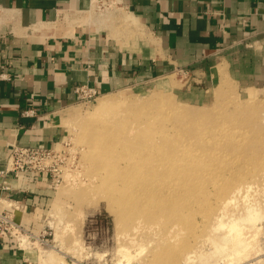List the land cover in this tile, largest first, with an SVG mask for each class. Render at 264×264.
<instances>
[{
    "label": "rangeland",
    "instance_id": "obj_1",
    "mask_svg": "<svg viewBox=\"0 0 264 264\" xmlns=\"http://www.w3.org/2000/svg\"><path fill=\"white\" fill-rule=\"evenodd\" d=\"M117 10L91 13L116 36L146 35ZM219 73L177 71L60 112L63 133L45 159L54 183L44 228L23 243L36 246L39 264H214L231 248L194 230L216 236L219 216L254 212L264 231V83ZM104 156L122 167L112 178L97 172ZM132 165L140 176L129 177Z\"/></svg>",
    "mask_w": 264,
    "mask_h": 264
},
{
    "label": "crops",
    "instance_id": "obj_2",
    "mask_svg": "<svg viewBox=\"0 0 264 264\" xmlns=\"http://www.w3.org/2000/svg\"><path fill=\"white\" fill-rule=\"evenodd\" d=\"M124 9L146 35H114L89 0H0V208H20L28 241L39 240L54 181L7 163L14 146L58 143L77 85L143 88L177 71L264 83V0H125ZM21 241L0 242V264H39L36 246Z\"/></svg>",
    "mask_w": 264,
    "mask_h": 264
},
{
    "label": "bare ground",
    "instance_id": "obj_3",
    "mask_svg": "<svg viewBox=\"0 0 264 264\" xmlns=\"http://www.w3.org/2000/svg\"><path fill=\"white\" fill-rule=\"evenodd\" d=\"M116 11H118V10H116ZM126 12H129V11H126ZM110 101L111 100L106 99V100H103L102 103L109 105ZM136 157H138V156H136ZM101 159L102 160L100 161L101 163L98 165L97 172H100L101 175L104 174L103 178H112L116 174L120 173V171L122 170V167H120V165H119V161H108L109 160L108 156H104ZM178 161H179V159H178ZM102 162H103V164H102ZM126 163L128 164V162H126ZM131 167L132 168L129 167L130 170L128 169L129 170L128 174L129 175L131 174L132 176L128 175L129 177L135 178L137 175H139V176L141 175V173L136 172V166L132 165ZM150 200H152V198H148L149 205H150ZM151 203L154 204V206H156V200H153ZM57 204H59V203H57ZM52 209H54V208H52ZM249 212L251 213V211H249ZM247 214H249V213H247ZM255 214L256 213L253 212L249 216L246 215L245 217H247V219L244 218L245 214H243V217H238V218L231 217L230 219L229 218L225 219L223 216H221L224 218L223 219L219 216L218 219H216L212 224H215V226L218 225V226L222 227V228H220L222 232L220 231L218 226L215 228V226L211 225V226H213V229L215 228L213 230L214 234L217 233L216 231L219 230L216 236L215 235L214 236H208V237L203 239L202 236L201 237H200V235L197 236L198 233L195 232V230H194V232L190 231V232H193L191 234V237H193L194 239L199 238L198 240L200 242L204 241L206 244H207V242L205 240H210L212 243L217 242L218 248H219L218 243H220V245H223V246L225 245V247H222L223 249L227 248L226 245H228L231 248L228 251L225 250L226 253L224 251H222V249H221V253L216 255V256H218V257H216L217 258L216 262H215V260L213 261L214 264H254L264 254V251H263L264 249L261 247V242L264 241V239L261 237V235L264 234V231L262 233L260 232V231H262L261 229H263V228H261L262 224L260 227L258 225H256L258 222L253 224V222H254L253 218H255L257 215V214L255 215ZM263 217H261V218H263ZM256 219L259 220V216ZM217 220H220V221H218V224H217ZM226 220H228V222ZM248 222H251V223L248 225ZM223 227L225 228L224 230H222ZM211 230H212V227H211ZM21 240H22L21 242L24 243V236L21 237ZM198 240H197V242H198ZM208 243H210V242L208 241ZM201 247H204V246L202 245ZM187 253H189V252H187ZM43 255H47L45 250L43 251ZM188 257H189V254L187 255L186 259H188Z\"/></svg>",
    "mask_w": 264,
    "mask_h": 264
},
{
    "label": "built area",
    "instance_id": "obj_4",
    "mask_svg": "<svg viewBox=\"0 0 264 264\" xmlns=\"http://www.w3.org/2000/svg\"><path fill=\"white\" fill-rule=\"evenodd\" d=\"M89 2L91 8L96 7L98 10H107L109 8L117 10L118 8L125 7V0H89ZM75 92L78 94L79 100L85 103L94 101L100 95V91L97 88L88 85H77ZM23 114L26 116H35L36 110L28 109ZM52 149L14 146L6 169L24 172L42 171L52 177V169L49 168L50 164L45 162V159L49 157V152ZM52 179L54 181L53 177ZM20 213L21 210L17 206L0 208V242L13 239L18 243L21 237L25 233H28L21 223Z\"/></svg>",
    "mask_w": 264,
    "mask_h": 264
}]
</instances>
